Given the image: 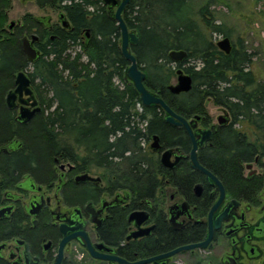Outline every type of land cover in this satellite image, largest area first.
I'll list each match as a JSON object with an SVG mask.
<instances>
[{"label": "trees", "instance_id": "16d2710c", "mask_svg": "<svg viewBox=\"0 0 264 264\" xmlns=\"http://www.w3.org/2000/svg\"><path fill=\"white\" fill-rule=\"evenodd\" d=\"M36 3L64 13L70 28L55 25L47 30L27 15L12 33L6 27L11 0H0V114L11 122L7 125L0 117V140L16 136L24 145L12 158L11 175L31 173L39 179L38 170L45 168L50 183L55 178L56 160L71 163L73 176L100 171L111 194L126 189L137 197L127 210L129 214L137 209L136 202L155 198L160 175L173 174L150 151L153 137H159L163 149L179 148L184 155L191 149L189 138L183 128L165 122L163 110L141 104L126 76L129 63L121 54L120 31L103 0ZM211 3L199 11L203 27L186 16V0H132L124 19L139 35L140 42L132 51L146 73L145 85L151 92L187 120L196 115L207 117L208 99L228 110L232 123L214 132L210 146L199 158L217 177L236 185L232 178L241 175L240 168L264 151V81L253 71L256 53L241 36L227 55L204 35L202 29L224 38L232 36L225 25L215 23ZM30 34L43 41L42 54L33 64L27 62L19 45V39ZM171 51H186L187 59L175 65L169 59ZM181 68L192 77L193 88L174 95L168 87ZM25 69L30 70L42 112L22 126L14 122L4 96L13 87L16 74ZM208 123L207 117L204 126L209 127ZM175 175L200 173L184 162ZM150 211L157 223L151 237L121 249L119 244L129 224L116 213L101 229V239L119 247V254L129 261L185 244L182 240L186 236L171 231L164 213L155 208Z\"/></svg>", "mask_w": 264, "mask_h": 264}, {"label": "flooded vegetation", "instance_id": "af4514ba", "mask_svg": "<svg viewBox=\"0 0 264 264\" xmlns=\"http://www.w3.org/2000/svg\"><path fill=\"white\" fill-rule=\"evenodd\" d=\"M60 14L62 12L58 14L56 23L50 20L47 22L48 26L40 24L47 30H53L55 25L62 26L59 20ZM22 23L23 20H20L12 28L10 24L8 29L13 33ZM33 36L38 37L34 47L39 51L40 57L43 41L39 35H24L19 39V45L22 38L27 37L32 40ZM27 62L31 64L28 60ZM20 72H25L30 78L28 69L18 73ZM16 76L13 87L5 93L4 101L7 109L12 111L14 122L24 126L40 113L35 114L28 123H23L18 120L21 108L19 98L14 108L8 107V94L15 89ZM31 86L41 107V100L33 82ZM211 102H213L211 99L206 101L205 109ZM219 109L222 114L216 118V121H212L206 113L209 127L204 126L207 117L199 116L201 119L197 121L195 131L211 130V139L199 149V156L201 151L210 146L214 132L232 123L228 110L223 107ZM221 116H226L228 123L221 124L223 121L220 119ZM0 117L3 122L7 120V125H11L7 116L0 114ZM236 128L240 129V125H236ZM23 148L24 145L16 136L6 135L0 140V264H54L63 239L82 232L88 235L94 247L96 244H104L114 249L116 256L127 260L119 254V247L110 246L101 239V229L107 221L113 219V215L120 213L121 220L123 218L124 222L129 224L128 233L119 244L120 248L125 250L130 242L142 241L154 234L157 223L150 211L154 208L164 213L166 222L173 233L186 236V239L182 240L185 244L181 246L205 242L210 234V225L213 227L212 239L205 249L179 254L166 260L167 264H264V151L259 152L251 162L245 163L240 168L241 175L232 178L236 185L223 181L211 171L223 185L225 195L210 223V212L219 202L221 190L204 174L191 168L189 155L192 144L189 154L184 155L181 152L184 158L173 168H166L161 162L162 154L168 149H163L161 146L159 151L154 152L151 146L149 147L150 151L159 157L160 165L173 174L160 175L158 177L160 185L156 190L155 198L136 202L137 209L129 214H126L127 210L137 201L136 196L126 189L111 194L106 182L102 185L105 180L102 177H92L90 173L73 176L74 166L69 162L64 164L58 160L55 161L60 174L55 173L56 181L53 180L50 183H48L45 168L38 170L39 179L31 173L12 176L11 173L14 170L11 166L15 164L12 158L18 156ZM171 161L174 162L175 159L172 158ZM184 162L188 163L193 172L200 175H175L181 170V164ZM86 174L99 181H77V177ZM197 187H200V190H196ZM171 211L173 215H179L174 224L170 221ZM134 212H147L149 221L143 227H153V230L146 237L128 241L127 237L136 230L133 224L129 223V216ZM76 227L80 229L72 230ZM95 250L100 254H106L104 250L96 247ZM78 253H82L81 258L98 264H118L94 259L79 239L70 240L65 245L62 264H80L77 262ZM165 253L167 252L149 258ZM179 256L184 259L178 261L176 258ZM140 260L144 259L127 261Z\"/></svg>", "mask_w": 264, "mask_h": 264}, {"label": "water", "instance_id": "95a60500", "mask_svg": "<svg viewBox=\"0 0 264 264\" xmlns=\"http://www.w3.org/2000/svg\"><path fill=\"white\" fill-rule=\"evenodd\" d=\"M132 0H103L104 5L108 8L109 15L116 21L117 27L121 35V54L123 58L129 63V66L126 69V76L133 84L135 90L139 94L141 104L144 107H156L164 111V120L167 124L174 126L176 128H183L189 137L192 149L189 155L191 168L195 171H198L204 174L208 180L214 182L218 188L221 190V198L219 202L213 207L210 212V223H212V217L219 205L221 204L224 198V188L219 179L207 168H205L199 161V149L203 148L207 142L211 139V130H196L197 121L201 119L199 116H195L191 120H187L183 116L176 113L166 101L159 95L151 92L150 89L145 85L146 73L140 68L138 60L132 51L133 46H137L140 42L139 35L135 30H130L125 19L124 12L131 3ZM39 23L47 25V22H50V17H40L36 19ZM60 23L63 28L69 29L70 24L65 14L62 13L59 16ZM15 25L14 22L11 23L10 28ZM87 31V35H88ZM38 41V37L33 36L32 40H29L27 37H24L20 40V45L23 53L25 54L27 60L33 64L39 59V51L35 49L34 43ZM217 47L219 50L225 54H230L233 50V45L229 38H223L218 42ZM188 53L186 51H171L169 53L170 61L175 64H183L187 59ZM177 84L170 85L169 91L174 95H180L183 93H189L193 88V79L190 75L186 74L183 69L177 70ZM32 81L27 76L25 72H20L16 76L15 80V89L8 94L7 104L10 109L14 108L16 105V100L19 98V103L21 104L20 113L18 120L23 123H28L35 114L41 113L42 109L39 106L38 100L35 96V93L32 89ZM25 97L27 99H25ZM220 119H223L221 124L228 123L226 116H221ZM151 149L154 152H157L161 149L160 141L158 136L153 137V143ZM172 158L175 159L172 162ZM183 155L179 148H171L166 150L161 157V162L166 168H173L177 166L183 159ZM250 167V166H249ZM64 168V167H62ZM77 181L86 182V181H99V179H94L89 175H83L77 177ZM200 190V187H197L196 190ZM90 207V206H89ZM88 207V210H89ZM179 215H173L171 211V224H174L177 221ZM149 221V214L147 212H134L129 216V223L133 224L136 229L128 237L127 240H137L142 237L148 236L153 227L144 228L143 225ZM100 224V223H99ZM175 228H177L174 225ZM79 227L73 228L72 230H77ZM80 229V228H79ZM66 236V230L64 231ZM213 236V227L210 225V234L205 242L195 243L190 245H185L178 247L170 252L161 254L156 257L140 260L137 262H128L125 259H122L115 255V250L105 246L104 244H96L95 247L99 250H104L106 254H100L95 250V247L91 244L88 235L84 232L76 233L72 236L65 237L61 242V247L59 254L55 260L54 264H62L63 262V249L65 245L73 239H79L81 243L86 247L87 251L97 260L102 261H111L118 264H167L166 260L175 257L179 254L185 253L187 251H194L196 249H205L206 246L210 243Z\"/></svg>", "mask_w": 264, "mask_h": 264}, {"label": "rangeland", "instance_id": "374dc122", "mask_svg": "<svg viewBox=\"0 0 264 264\" xmlns=\"http://www.w3.org/2000/svg\"><path fill=\"white\" fill-rule=\"evenodd\" d=\"M186 1L188 5L186 16L192 19L194 23L202 26L199 11L203 6L208 4V2L211 3V0ZM60 12L61 11L58 9H52L49 7L40 8L38 7L36 0H11V8L8 12V22L6 27L12 22L17 23L18 21L23 20L27 15H31L34 18L50 17L53 23H56ZM210 12L215 18V23L225 25L227 29H229L232 34V36L229 37L232 45L237 44L238 42H236V39L241 36V38L246 41V44L256 53L253 71L262 81H264V1L258 3L257 0H213ZM202 30L209 42L213 43L216 47L218 42L225 37L223 34H214L210 31ZM29 71L30 70L28 69V72ZM177 79L178 76L175 73L171 80V84H177ZM138 109L140 111L139 107ZM205 111L212 121H216V118L222 114L219 106H216L213 102L207 105ZM152 143L153 141H150L149 147ZM54 171L55 173L60 174V170L57 167ZM90 175L92 177H102L101 172L96 170L92 171ZM104 183L105 181L102 185H104ZM81 257L82 253H78L77 262L80 264H98ZM176 259L179 261L180 259H184V257L179 256Z\"/></svg>", "mask_w": 264, "mask_h": 264}, {"label": "built area", "instance_id": "2783aa9c", "mask_svg": "<svg viewBox=\"0 0 264 264\" xmlns=\"http://www.w3.org/2000/svg\"><path fill=\"white\" fill-rule=\"evenodd\" d=\"M141 110V109H140Z\"/></svg>", "mask_w": 264, "mask_h": 264}]
</instances>
